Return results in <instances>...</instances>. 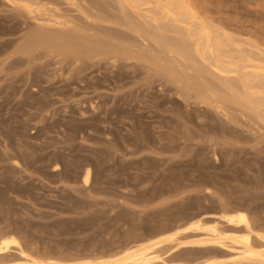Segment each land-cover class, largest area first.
<instances>
[{
  "label": "rangeland",
  "instance_id": "1",
  "mask_svg": "<svg viewBox=\"0 0 264 264\" xmlns=\"http://www.w3.org/2000/svg\"><path fill=\"white\" fill-rule=\"evenodd\" d=\"M39 1L44 18L55 10L68 26L48 29L81 47L22 51L34 21L0 0V241H11L9 261L19 251L104 261L162 242L155 252L169 264H233L227 249L197 244L208 236L192 227L215 224L238 239L244 229L223 217L238 213L264 248V113L231 101L223 112L169 77L150 60L158 46L114 23L117 0ZM201 2L206 21L264 39V0ZM177 232L185 244L171 248Z\"/></svg>",
  "mask_w": 264,
  "mask_h": 264
},
{
  "label": "bare ground",
  "instance_id": "2",
  "mask_svg": "<svg viewBox=\"0 0 264 264\" xmlns=\"http://www.w3.org/2000/svg\"><path fill=\"white\" fill-rule=\"evenodd\" d=\"M9 1L12 2L15 7L25 11L27 16L29 15L34 21L33 26L30 27L23 38V42L21 43L22 51L29 52L32 47L36 45L57 49L65 47L79 49L81 47L79 44L71 40L72 38H69L65 33L58 30L53 31L48 29V27L68 26H66L62 20H59L58 17L60 14L55 13V10L54 14H52V11L51 16L44 18V15L49 14L44 13L47 9L45 3H42L39 0ZM76 1L75 3H80ZM117 1L121 7L122 19L116 20L114 23L124 26L126 29L136 34L141 40L145 41L148 39L150 42H153L158 46L160 52L157 53V50L155 49L156 52H154L153 55L151 52H153L154 49H149V51L151 50L150 54L152 55L150 60L158 64V66L162 65L165 73L169 77L176 80L178 79L181 82H190L194 87V92L198 96L202 97L205 102L214 104L216 108L223 112L225 111L224 108L226 102L231 101L243 105V107L247 109L256 111L258 114L261 112L264 113V39H253V41H251L248 38L247 40L244 37L241 38L233 35L227 27L225 28L219 25L215 26L210 23V21H206L201 14L204 13L203 10H205L206 7V12L208 11V5L203 4L201 0L199 1L203 4V7L200 6L199 1L195 2V0ZM197 3L200 7L198 5L196 6ZM118 4L115 5L117 6ZM202 8V13H200L201 11H198V9L200 10ZM209 10L210 12L212 11L211 8ZM116 11H118V9L115 10V12ZM21 14L22 13H20V15ZM61 16H63V14H61ZM98 16L99 15L96 17ZM113 19L115 18L113 17ZM91 23L88 25H91ZM78 24L76 25L78 26ZM80 25L81 23L79 26ZM237 28H235V30ZM93 30L94 32L97 31L94 28ZM233 31L234 30H232V32ZM130 35L132 34L130 33ZM262 37H264V35H262ZM138 43L141 42L139 41ZM148 48L149 47H147V49ZM126 49L127 48L122 46L117 49V53L119 55H125ZM87 51L89 52V50ZM139 51L141 52L142 48L139 49ZM88 52L85 51V53ZM90 53L92 54V52H89V54ZM83 176L82 181L87 184L90 177L89 170H86ZM223 217L228 223H232L233 230L234 227L236 230H238L237 228H242L241 230L244 229L245 231L243 230V233L246 232V234L238 239L230 238L229 234L232 232L225 234L223 231H220V228L215 224L212 226H203L201 222H196L192 228L203 230L205 231L204 235L207 234L208 236L207 239H201L196 243L203 246L208 244L216 245L225 248V250L227 249L226 251L233 253L232 259L230 260L233 264H264V248L258 250L252 244V226L247 222L246 215L238 213L236 215H223ZM177 234H179V232L173 234L167 240L173 242L176 241L174 246L171 245V248H179L181 245L183 246L185 244L183 241H178ZM10 243L11 241L8 240L0 241V264H59L51 262L53 259L50 262H45L32 258L24 254L22 251H19L17 260L9 261V259L11 260V255L8 252L10 250ZM160 243L162 242L157 244L160 245ZM157 244L138 247L132 252L130 251L134 248L130 247L131 250L130 248L125 249L124 253H122L123 256L120 258H110L104 261L79 262L74 264H167L168 261L164 262L165 260L162 259L163 257L160 258L159 255H157L158 249L156 248L159 246L156 247L155 245ZM261 244L262 245L260 246H264V243ZM155 249L157 252H155ZM159 260H161L162 263ZM201 264H223V262L206 260Z\"/></svg>",
  "mask_w": 264,
  "mask_h": 264
}]
</instances>
